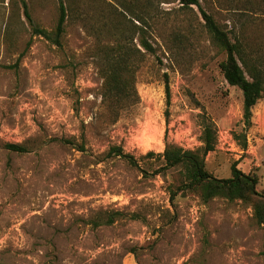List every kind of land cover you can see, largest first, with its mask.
<instances>
[{
	"label": "rangeland",
	"instance_id": "1",
	"mask_svg": "<svg viewBox=\"0 0 264 264\" xmlns=\"http://www.w3.org/2000/svg\"><path fill=\"white\" fill-rule=\"evenodd\" d=\"M120 1L126 10L155 14L144 25L155 52L139 47L137 99L113 112L102 98L95 56L96 39L105 45L110 37L111 0H75L60 47L31 37L19 3L0 0V264H264V225L255 223L248 204L203 203L194 194L171 201L168 186L177 170L156 175L161 161L142 159L166 144L199 148L204 114L217 132L205 170L227 179L237 163L242 173L256 175V190L264 192V90L244 127L241 91L224 80L225 53L198 8L174 0ZM198 1L232 42L234 34L243 39L264 74V0ZM25 2L34 24L51 32L57 1ZM99 28L104 35L98 37ZM240 133L245 151L234 140ZM81 136L84 152L75 147ZM7 143L27 152H10ZM112 146L138 167L106 157ZM114 213L123 215L111 225L87 223Z\"/></svg>",
	"mask_w": 264,
	"mask_h": 264
},
{
	"label": "trees",
	"instance_id": "2",
	"mask_svg": "<svg viewBox=\"0 0 264 264\" xmlns=\"http://www.w3.org/2000/svg\"><path fill=\"white\" fill-rule=\"evenodd\" d=\"M19 3L25 20L27 21L31 37H41L46 42L55 47L61 46V38L65 31L68 8L75 0H56L58 7V18L54 29L48 32L36 26L28 13L25 0H15ZM115 5L112 7L114 12L111 17L114 20L110 23L112 29L106 31L110 34L107 44H102L99 38L96 39V61L98 72L102 78V98L104 104L108 105L113 112L116 108H125L137 99L134 88L133 76L143 61L144 54L139 47L146 53L153 54L154 48L145 36V26L148 19L155 20V14L140 13L135 10H126L125 4L120 0H111ZM162 1V2H161ZM164 0H160V3ZM178 1L181 7L198 8L204 27L210 35L212 42L219 50L225 53V59L220 62L219 70L229 86L236 87L242 94V119L244 127L248 128L251 123L252 109L261 98L264 90V74L260 69L257 58L248 57V46L238 34H234L233 42L229 39L228 32L223 31L215 23L213 17L207 14L200 6L198 0H174ZM118 7L122 12L118 11ZM128 16V18H126ZM157 16V15H156ZM133 21L139 25H135ZM129 23V26H128ZM6 28V32H11ZM102 30L99 28L95 34L99 37ZM230 33V32H229ZM233 33V32H232ZM102 35L103 32H102ZM135 35V37H134ZM136 40V43L134 41ZM31 45V40L25 44V50ZM22 52L18 58L23 55ZM16 65V64H15ZM245 73L248 75L246 77ZM166 106H169L170 92L167 81H165ZM199 126L201 133L199 141L201 146L195 150H184L172 144H166L160 154L147 152L142 156L143 160L153 159L161 161L159 169L153 173L165 175L169 170H177L175 183L170 184V200L178 195L194 194L203 203L220 198L229 202L240 201L248 204L252 210V217L258 226L264 225V192H258L256 175L244 174L237 169V163L230 167L231 177L227 179H217L205 170V157L213 152L217 144V132L213 122L204 114L199 116ZM234 140L239 147L245 151L247 149L246 136L243 133L234 135ZM71 143L70 140L60 141ZM6 150L18 154L27 152V148L21 144L7 143L3 146ZM80 152L85 151L83 136L81 142L75 145ZM106 157H118L123 159L132 167H138V163L133 156L124 153L119 146H112L108 149ZM147 175V172H142ZM121 213H114L107 216L102 221V214H97L93 219L88 220L92 228L102 225H111ZM130 219H137L136 214H131ZM264 256V251L262 253Z\"/></svg>",
	"mask_w": 264,
	"mask_h": 264
}]
</instances>
